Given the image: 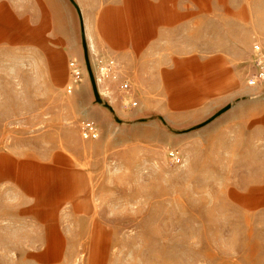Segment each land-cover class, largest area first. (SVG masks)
<instances>
[{"label":"rangeland","instance_id":"obj_1","mask_svg":"<svg viewBox=\"0 0 264 264\" xmlns=\"http://www.w3.org/2000/svg\"><path fill=\"white\" fill-rule=\"evenodd\" d=\"M83 43L71 73L39 64L0 112V264H264V206L210 136L105 96Z\"/></svg>","mask_w":264,"mask_h":264},{"label":"crops","instance_id":"obj_2","mask_svg":"<svg viewBox=\"0 0 264 264\" xmlns=\"http://www.w3.org/2000/svg\"><path fill=\"white\" fill-rule=\"evenodd\" d=\"M84 40L105 96L197 126L244 199L264 206V79L251 82L264 73V0H0V112L28 78L42 82L39 64L71 73Z\"/></svg>","mask_w":264,"mask_h":264},{"label":"built area","instance_id":"obj_3","mask_svg":"<svg viewBox=\"0 0 264 264\" xmlns=\"http://www.w3.org/2000/svg\"><path fill=\"white\" fill-rule=\"evenodd\" d=\"M262 79H264V73L263 72H259L258 73V80H262ZM85 130L89 134V136H91L93 138L98 136L96 126L94 124H92V123L86 125L85 126Z\"/></svg>","mask_w":264,"mask_h":264},{"label":"water","instance_id":"obj_4","mask_svg":"<svg viewBox=\"0 0 264 264\" xmlns=\"http://www.w3.org/2000/svg\"><path fill=\"white\" fill-rule=\"evenodd\" d=\"M86 59H87V58H86ZM87 64H88V66H89L88 59H87ZM89 70H90V67H89Z\"/></svg>","mask_w":264,"mask_h":264}]
</instances>
